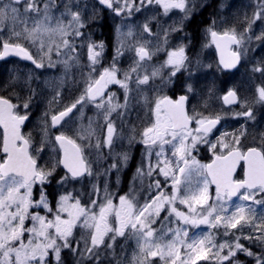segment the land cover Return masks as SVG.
<instances>
[{
  "label": "snow or ice",
  "instance_id": "snow-or-ice-1",
  "mask_svg": "<svg viewBox=\"0 0 264 264\" xmlns=\"http://www.w3.org/2000/svg\"><path fill=\"white\" fill-rule=\"evenodd\" d=\"M39 2L40 0H0V32L4 30L6 21L12 24L8 39L0 38V59L15 55L31 61L37 69L55 68L56 63L52 61V55L55 53L57 57L61 55L68 57V60L61 61L67 70L71 67L68 61L74 58L78 47L74 41L83 36L80 29L85 25L82 23L80 12H72L66 6L67 15L70 17L68 23L65 24L62 19L57 18L53 25V18L49 15L53 0L45 3L42 9L39 7ZM99 2L117 14L125 9L129 13L132 11L128 0H124L123 7L120 5V0H115V7L114 0H99ZM140 2L151 4L153 0H140ZM164 6L166 10L186 8L185 0H170ZM259 9L253 13L254 19L264 18V4L260 5ZM29 14L38 17L33 19L31 27L27 26ZM21 16L24 17L23 20ZM17 24L23 25L21 31L15 29ZM144 30L150 32L147 24L144 25ZM249 30L250 25L239 35L235 29H230L222 33L212 31L211 36L223 53L224 49H230L233 45H242L245 38L250 40ZM256 39H264V34L256 36ZM20 41L28 43L29 47L36 46L39 59L34 58L29 47H25ZM122 47L123 45L117 47V56L122 55ZM97 48L100 51H96ZM87 49L88 59L95 71L104 45L102 42L88 43ZM136 52L137 65L140 61L151 59V54L144 46L137 48ZM185 58L182 46L168 54L166 64L174 69L171 75L174 76L176 71L184 66ZM240 58V51H230L227 58L221 55L220 64L224 69H232L239 63ZM118 71L115 62L111 67L103 68L97 74L98 78L87 81L84 93L75 103L66 107L64 111L52 115L45 128L49 124L52 127L60 125L64 117L78 104L83 107L85 102H91L97 108L105 109L104 119L107 123L104 143L110 148L116 130L108 117L117 108L127 107L128 81L131 79V74H136L137 87L146 84L149 80L148 75H144L141 79L135 67L130 69V72L124 73L123 80L117 79ZM152 75H157V71L154 70ZM28 79L30 80L31 76ZM113 83L125 89L123 105L113 103L114 94H109L105 100V90ZM258 93L259 99L264 100V87L259 88ZM186 99L187 97L181 96L177 101H172L168 97L158 100L155 105V123L145 128L142 133L149 158L146 168H137V176L151 178L149 190L155 189L154 195H150L142 205L134 203L133 199L127 196H120L119 204L116 205L107 194L105 186L103 202L98 203L94 199L91 201V207H85L78 198L69 193L60 197L55 213L49 219L47 215L42 216L38 211H30V209L44 208L48 213H52L44 185L53 178L57 165L62 164L67 169V174L58 182L61 185L67 180L83 177L85 174L91 175L83 154L84 149L75 139L61 133L54 137V141L63 150V158L49 168L38 166L37 156L43 150V145L40 148H33L31 136L26 137L21 132V126L29 118L27 113L29 102L17 104L13 103V98L0 95V128L3 129L0 135V153L3 154V158L0 159V264H46L50 252L54 254L57 264H60L62 248L72 249L74 252L77 250L73 248L70 240L73 237V230L78 225L90 230L89 239L84 241V252L89 256L97 255L95 250L105 245V237L109 233L113 234L109 239L115 240L116 236H124L126 229H131L137 237L141 254L136 258V264H144L149 256H159L166 261V264L169 259L171 264H177V261L179 264H198L199 261L210 259L215 260L216 264H242L237 259L238 253L253 258L255 264H264V247L259 252H253L240 243L241 236L235 233L232 234L231 242L225 240L220 244H216L211 232L190 240L188 238V226L208 225L212 229L223 228L225 236L230 230L235 229L243 234L245 227H251L254 229V234L243 238L256 240L264 245V212L258 216L255 207L264 206V150L250 147L243 152L237 147L239 138L234 137L231 145L219 141L221 147L227 150L226 154L213 153L215 159L212 163L199 164L191 156V150L195 149L198 143L208 142L207 138L220 122V117L212 119L199 114L189 117L185 111ZM223 99L226 103L234 102L236 92L230 90ZM21 109L24 110L23 115L20 114ZM162 111L163 115H161ZM237 115L252 118L251 109ZM193 122L196 128L189 130V125ZM82 131H86L90 136L93 133L91 123L87 130ZM78 138L83 139L79 136ZM166 145H170L171 159L165 152ZM98 146L99 142H97ZM211 147L215 149L216 144H212ZM153 148L159 149L155 153L154 164L150 159ZM120 155L122 162L127 163L128 154ZM241 161L246 165L244 179H234L233 175ZM116 167V164H112L109 170ZM154 173L162 176L165 181L171 179V194L163 190L165 185L155 178ZM193 176L197 177L195 182ZM36 184L41 186L40 193L38 199H33V187ZM212 184L215 185V202L210 203L209 186ZM94 191L98 193L99 189ZM233 197H237L241 203H231ZM177 201L187 206V212L177 210L175 206ZM165 206H168L170 214H174L185 227L169 229L168 231L173 233L172 239L161 243L164 236L157 237L152 224L160 217ZM96 208L98 211L94 210ZM65 214L67 218H64ZM110 217L115 218L117 227L110 225ZM26 220H31V227L25 226ZM257 220L260 221L259 224L256 223ZM25 233L29 234L27 243L24 242ZM79 243L80 241H75L77 248ZM106 246L111 248V244ZM181 247L185 249L183 260L180 259ZM225 249L226 254H224Z\"/></svg>",
  "mask_w": 264,
  "mask_h": 264
},
{
  "label": "rangeland",
  "instance_id": "rangeland-1",
  "mask_svg": "<svg viewBox=\"0 0 264 264\" xmlns=\"http://www.w3.org/2000/svg\"><path fill=\"white\" fill-rule=\"evenodd\" d=\"M40 0L39 7L42 9L45 3H49V0ZM58 0H53L50 5L49 15L53 18V25L56 22V19H62L65 24L68 23L70 17L67 15V9H70L72 12H80L81 20L83 24H88L91 22L93 28L92 32H99L102 30V27L97 28L93 23L104 24L105 26L111 25V27L116 28V35L112 38V54L110 58H104L105 53L108 50L106 43V38H100V40H93L92 34L87 33L86 31L82 32L83 36L77 38L74 43L78 45L76 48L75 56L72 60H69L68 63L71 65L70 68L65 70V67L61 61L68 60V57L61 55L57 57L55 53L52 55V61L56 63L55 68L45 67L43 69H37L30 65H26L23 62L13 61L7 69L4 68L5 81L3 83L4 89L10 96H14V103L23 104L29 102V109L27 110L28 117L30 118L28 126H26L25 134L28 137L31 136L33 148H40L43 145V150L37 156V160L40 164V167L49 168L53 163L59 160L56 145L52 142V126L50 124L45 128V124L50 122L52 115L57 114L60 111L65 110L66 107L71 106L75 101L84 93V90L87 86V81L89 79L98 78V73L103 70V68H109L115 62V66L119 71L117 72V79L123 80L124 73L130 72V69L137 68L141 79L144 75L149 76V80L146 84H140L138 87L136 85V74H131V79L128 81V105L125 108H117L116 111L112 112L108 117L114 124L115 130L118 126L125 124L128 121H132L134 124L139 123H148L153 122L155 117V105L158 100H161L163 96L167 95L169 89L175 84V76L180 74L182 76L183 88H187L190 92H195L193 85H196L201 82L200 77H196V73L189 68L192 64H195L199 68L205 65L206 55L202 51H198L196 56H194V49L189 52V48L192 45L191 40L177 39V40H168V37L163 34H158L162 30L163 26L161 24H155V28H152L147 24L148 21L154 20L155 22H164L166 19H161L158 16L161 8L154 5L144 3L141 4L140 0H128V3L132 6V11L129 13L125 9L120 14L112 11L106 5H103L99 0H95L99 5L93 7H77L73 2L75 0H69L66 5L62 8H58V3H55ZM85 1V0H84ZM170 1V0H167ZM162 3H165V0H161ZM226 2H229V22L231 29H239L241 33L249 28V35L251 39L245 38L243 43L244 47L249 46L254 37V26H261V32H264V23H259V19H254L253 13L260 10L259 6L264 4V0H226L222 1V5L225 8ZM124 0H120V5L123 7ZM113 6L115 7V0ZM153 6V8H152ZM21 11H23V6L21 5ZM136 9H139L138 11ZM173 8L172 10H174ZM166 10V9H165ZM62 14H64L62 16ZM38 19L34 17L33 14H29L27 17V26L31 27L33 19ZM23 20L24 17L21 16ZM261 19V18H260ZM147 24L150 32L144 30V25ZM23 25H15L17 31H21ZM12 28L11 22H5V27L1 34L9 36L10 30ZM259 30V29H258ZM131 33V35H129ZM90 36V39H89ZM70 41L71 38L69 37ZM24 43V46L29 47V44ZM58 43L59 40L57 39ZM103 43L104 50L101 55L99 63L95 66V71L90 64L88 59V43ZM203 47L206 49L208 47V42L204 40L202 42ZM79 45H84L80 47ZM123 45L121 48L122 55L117 56L116 49L117 47ZM144 46L148 49L151 54V59H146L145 61H140L137 65L138 56L136 49ZM184 48V65H189L186 72L178 73L176 71L175 75H171L174 71L171 65H167L166 61L168 60V54L179 47ZM30 50H33L37 59L39 55L37 53L36 46L29 47ZM96 51H100L99 48ZM115 58V61H114ZM209 61V60H208ZM47 64V60L44 61ZM156 70L157 75H160L159 81L154 80L155 76L152 75V72ZM31 76L29 80L28 77ZM9 77V78H8ZM249 78V74H247ZM190 86V90H189ZM204 83L202 84V87ZM59 93V95H57ZM109 94H114L115 99L113 103L123 105L125 103V89L122 88L119 84H109L107 93L105 94V100ZM205 92L196 93L193 95L192 106L189 108V112L192 116L199 114L202 117L210 118L211 113L213 115H220L221 111L218 104L211 103V99ZM18 97L19 99H16ZM21 113L24 114V110L21 109ZM105 109H99L94 103L85 102L83 107L77 105L76 108L70 112V115L66 118V122L61 130H69L79 141L80 145L84 147L85 150H88L93 158L90 162V177L95 175V178H88L85 180H67L61 185L58 183L61 180V177H64L66 174L61 173L58 180H53L50 178L48 182L44 185L45 192L47 194V200L49 206L52 208V213H48L44 208L30 209V211H38L40 215H47L49 219L52 218V215L55 213L56 207L58 205L59 199L62 195L71 193L72 196L78 198L81 202V205L85 207H91V201L97 200L98 203L103 202L105 197V186L107 187V194L113 200V203L119 204L120 196H127L129 199H133L134 203L142 205L150 195H154L156 190H149V184L152 183L151 178L144 176H137V172L131 178H128L125 181L121 180V175L118 174L114 179L111 178L112 168L109 170L111 164L109 160V155L127 153L129 158L131 156V151L134 149L135 145L141 144L143 146V129L141 130L140 135L136 134L133 129H129L128 133L122 134L120 131H115L113 137V143L109 148L105 143L106 135V123L104 119ZM154 112V113H153ZM47 114V115H45ZM149 118H152L149 119ZM133 119V120H130ZM150 120V121H149ZM91 123V128L93 133L89 136L86 131ZM152 123V124H153ZM151 124V123H150ZM148 127V126H147ZM146 127V128H147ZM189 129V130H194ZM224 129H221L223 132ZM222 137V135L217 136L209 135L208 138L212 139L213 142L209 145L210 153L220 154V152L225 151L221 147L219 141H223L224 144L231 145L233 142L230 139V133ZM83 137V139L78 138ZM215 136V137H214ZM97 142L99 146L97 147ZM212 144H216V148L211 147ZM126 146V147H125ZM206 143H198L195 149L191 150V156L201 165L206 164L207 160L205 156L209 150ZM146 153L148 154L147 147H145ZM156 150L154 153L159 151L158 148H153ZM165 152L168 155V158L171 159V150L170 145L165 146ZM1 154V153H0ZM35 155V153H33ZM204 155V157H201ZM214 156L213 154L211 157ZM129 160V159H128ZM191 163V161H190ZM60 164L56 167V172L60 169ZM137 171V170H136ZM162 177V176H161ZM157 178V177H155ZM158 179V178H157ZM193 182L197 179L196 176L192 177ZM162 185H165L164 191L168 194H171V179L165 181V179L159 178ZM127 182L126 186L124 184ZM53 187V190L56 192L55 202L52 201L50 196L49 188ZM40 185L36 184L33 187V199L39 198ZM95 189H99L98 193H95ZM209 194L211 196L210 203L215 202V188L209 186ZM74 202V201H71ZM233 204L241 203L237 198H232ZM250 203V202H245ZM176 208L178 211L187 212V206L180 204L179 201L176 203ZM256 212L259 216L261 212H264V206L256 205ZM98 211V208L94 209ZM231 211V209H230ZM167 217V219H165ZM64 218H67L66 214ZM109 223L112 227H117V223L114 217L109 218ZM257 224L260 223L259 220L256 221ZM31 220H26L25 226L31 227ZM177 227H185L182 222L178 221L174 214H170L168 206H165V209L161 212L160 217L156 218L155 223L152 224V228L156 230L155 235L157 237L163 235L164 240L160 241L161 243L167 242L172 239L173 233L168 231L169 229H176ZM89 229H85L78 225L73 230V237L70 240V243L73 244V248L77 250L74 252L72 249L62 248L60 256V264H136V258L140 257L139 244L136 235L132 232L131 229L125 230L124 236H116L115 240L109 239L113 234L109 233L105 237V245H101L96 249V256H89L84 252V241L89 239ZM212 233L215 237L216 244H220L225 240L231 242L232 234L235 233L238 236L244 237L254 234V229L251 227H245L243 234L239 231L233 229L230 230L227 236L224 235L223 228L212 229L208 225H199L197 226H188V238H194L198 235ZM29 239V234L25 233L24 242L27 243ZM75 241H80L79 247L77 248ZM111 244V248H108L106 245ZM264 245L259 246L258 248L251 249L253 252H258ZM108 249L111 250L113 259L104 260L101 252ZM181 256L180 259L185 258V249L181 247ZM215 251V249L213 250ZM226 249L225 253L226 254ZM81 253H83L81 255ZM111 258V257H110ZM237 259L246 264L251 257H247L242 253L237 254ZM46 264H57L55 256L53 253H49V256L46 258ZM144 264H166V261L161 259L159 256L151 257L149 256ZM167 264H171V260L167 261ZM179 264V261H177ZM198 264H216L215 260L208 261H199Z\"/></svg>",
  "mask_w": 264,
  "mask_h": 264
},
{
  "label": "flooded vegetation",
  "instance_id": "flooded-vegetation-1",
  "mask_svg": "<svg viewBox=\"0 0 264 264\" xmlns=\"http://www.w3.org/2000/svg\"><path fill=\"white\" fill-rule=\"evenodd\" d=\"M68 1L69 0H58L55 3H58V8L62 9ZM222 1L224 3V1L226 0H185V9L175 8L174 10H172L173 8L165 10V3L170 2L167 0H165V3L153 0V2L151 3V5H157L158 8L160 6L161 10L158 16H160L161 19L166 20H164V22H162V20L160 22H155L154 20L148 21L147 24L149 26L155 28L156 23L161 24L163 28L162 30L157 32L158 34H163L165 37H168V40L173 41L177 39H184L186 41L191 40L193 42L188 51L191 52L194 49V56H196L198 51H202L206 55L204 66L199 68L195 64H192L189 68L190 71L192 70L194 73H196V77L201 78L200 83L193 85L194 89L196 90L195 92H189L187 88H183V79L181 80L180 74H177L175 76V84L169 89L168 94L163 97H168L172 101H177L181 95H186L188 116L192 117V114L189 112V108L191 109L192 106V99L194 97L193 95H195L196 93L199 94L200 92H205V94L210 97L211 103L219 105V110L222 114V116H220L213 115V113H211L210 118L214 119L219 116L220 122L213 128L212 133H210L209 135L218 134L217 136L222 135V137H224L225 135L229 136L228 133H230L229 140H232L234 137L239 138V145H237V147H239L241 151L246 152L250 147L261 148L262 150H264V147H262L264 146V100L259 99L258 93V89L264 87V39H256V36L264 34V32H261L260 30V27L262 25L254 26V37L252 38V42L249 44V46L244 47L243 44L240 46L233 45L230 49H228V54L230 51H240L241 58L235 68L224 69L220 64L222 54L218 53L217 45L213 41V38L211 36L212 31L222 33L225 30L231 29L228 17L229 2H226V7L222 8L224 7L222 5ZM43 2H45V0ZM73 3L77 7H89V5L90 7H93L99 5V3L95 0H75ZM259 23L263 24L264 18L259 19ZM93 24L96 25L97 28L102 27V30H99L98 33L92 32L93 26L91 22L86 25L84 24L85 27L82 28V32L88 30L86 32L92 34L93 40H100V38L108 39L116 35V28L113 26L111 27L110 24L109 26H105L104 24H100L99 22ZM234 29L236 30V33L238 35L241 33L239 29ZM0 38L8 39V36L4 33H0ZM204 40L208 42V47L206 49L202 44ZM225 50L226 49H224V51ZM29 51L32 53L34 58L37 59L34 51L30 49ZM224 57L227 58L228 56ZM13 61L23 62L24 64L30 65L32 67H35V65L32 62H29L15 55L0 59V95L6 96L8 98H13L14 103V96H9L6 92V89H4L3 87V83L5 81L4 68L7 69V66H9ZM188 66L189 65L185 64L178 73L186 72ZM247 74H249V78H247ZM159 77L161 76H155L154 80L159 81ZM203 83L204 86L202 87ZM230 90H234L236 92V100L232 103H226L223 97L227 95ZM248 109H251L252 112L251 119L243 115H237L238 113H242ZM20 114L23 115V113L21 112ZM161 115H163V111ZM67 117H65L63 121H61L60 125L52 127V142L57 147L56 153L58 154L59 160L61 159V150L58 143L54 141V137L56 135H60L61 133H63L64 135L75 139L76 142L80 144L76 137L69 130H61L64 126V123L68 119ZM149 119L152 120V118ZM155 119L156 118H154V123ZM29 120L30 118H28V120L25 121L24 125H22V134L24 136H26L25 129L29 124ZM152 123L153 122L151 121L149 122V124H134L132 121H128L125 126H118L116 128V132L120 131L122 134H126L128 133V130L132 128V131H135L136 134L140 135L141 130H144L147 126L151 127ZM193 128H196L195 122L189 125V129ZM221 129H224V131L221 132ZM0 135H2L1 128ZM207 139L208 142L206 144L209 148V145L213 142V140L209 138ZM81 147L84 149L83 146ZM145 147H147L145 144H143V146H141V144L135 145L134 149H132L131 151V156L127 163H123L121 160V155L115 154L114 150V153L109 155L110 163L105 162L106 164L117 165L116 168H112L111 178L114 179L118 174H120L121 180L124 181L126 178L128 179L134 176L135 172H137V168H146L149 157L146 153ZM155 151L156 150H152V155L150 157L153 164L156 162V155L154 153ZM213 152L214 151L212 150V153H210L209 148L208 153H210V155L207 154L205 156L207 162L213 159L214 156L211 157ZM226 152L227 150L220 152V154H226ZM83 154L86 164L90 168V162L93 156L88 150L85 149ZM201 157H204V155H202ZM2 158L3 154L1 153L0 159ZM38 166H40L39 162ZM59 168L60 169L58 170V172L54 173V175L57 176L56 180H58L61 173L67 174L61 164ZM245 169L246 165L243 161H241L233 175V178L244 179ZM153 175L158 179L162 178L155 173ZM87 177L96 179L95 175L90 177L88 174H85L83 177H78L73 180H86Z\"/></svg>",
  "mask_w": 264,
  "mask_h": 264
},
{
  "label": "trees",
  "instance_id": "trees-1",
  "mask_svg": "<svg viewBox=\"0 0 264 264\" xmlns=\"http://www.w3.org/2000/svg\"><path fill=\"white\" fill-rule=\"evenodd\" d=\"M110 38H112V37H110ZM110 38L106 39L108 50H107V52L104 55L105 60L110 58V56L112 54V39H110ZM181 80H182V76H181ZM60 172H61V170H60ZM56 177L57 176L54 175L53 176V178H54L53 180H56ZM125 180H127V178ZM126 184H127V182L124 184V186H126ZM49 191H50V196H51L52 201L55 202V199H56L57 195H56V192L53 190L52 186H50ZM240 243L244 244L245 247H248L250 249H255V248H258L259 246H262L259 241H256V240H245L243 237H241ZM112 253L113 252L111 250H108V249L105 248V250L103 252H101V255L103 256L104 260H107L108 258H109L108 260H112L113 257H114V256H112ZM85 264H87V263H85ZM246 264H255V261H254L253 258H251V259H249L247 261Z\"/></svg>",
  "mask_w": 264,
  "mask_h": 264
},
{
  "label": "water",
  "instance_id": "water-1",
  "mask_svg": "<svg viewBox=\"0 0 264 264\" xmlns=\"http://www.w3.org/2000/svg\"><path fill=\"white\" fill-rule=\"evenodd\" d=\"M217 49H218V53L219 54H223V56H228V49H226L225 51L223 50V53H222V51H221V48H218L217 47ZM10 56H12V55H10ZM23 59V58H22ZM26 60V59H25ZM28 61V60H27ZM29 62H31V61H29ZM108 88H109V85H108V87H107V89L105 90V94L107 93V91H108ZM181 96H185V97H187L186 95H181ZM180 96V97H181ZM179 97V98H180ZM179 100V99H178ZM64 111V110H63ZM185 111H186V113H187V115H188V111H187V99H186V101H185ZM58 114V113H57ZM70 114V113H69ZM68 114V115H69ZM67 115V116H68ZM67 116H65V117H67ZM64 117V118H65ZM2 129V128H1ZM2 131H3V129H2ZM21 132H22V126H21ZM59 145V144H58ZM60 150H61V159L63 158V150L60 148ZM215 159V156L213 157V159H211L209 162H207L206 164H210V163H212V161ZM61 166L63 167V169L67 172V169H65L64 168V166L61 164ZM212 186H214L215 187V185L214 184H212Z\"/></svg>",
  "mask_w": 264,
  "mask_h": 264
}]
</instances>
